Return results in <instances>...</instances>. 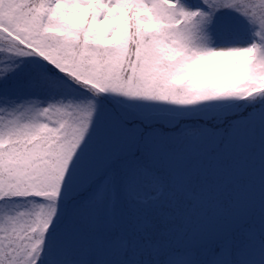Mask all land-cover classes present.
Wrapping results in <instances>:
<instances>
[{
    "label": "snow or ice",
    "instance_id": "obj_1",
    "mask_svg": "<svg viewBox=\"0 0 264 264\" xmlns=\"http://www.w3.org/2000/svg\"><path fill=\"white\" fill-rule=\"evenodd\" d=\"M0 264H264V0H0Z\"/></svg>",
    "mask_w": 264,
    "mask_h": 264
}]
</instances>
